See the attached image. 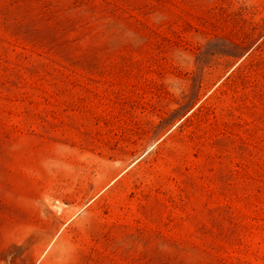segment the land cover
Returning <instances> with one entry per match:
<instances>
[{"label":"rangeland","instance_id":"obj_1","mask_svg":"<svg viewBox=\"0 0 264 264\" xmlns=\"http://www.w3.org/2000/svg\"><path fill=\"white\" fill-rule=\"evenodd\" d=\"M0 264H264V0H0Z\"/></svg>","mask_w":264,"mask_h":264}]
</instances>
